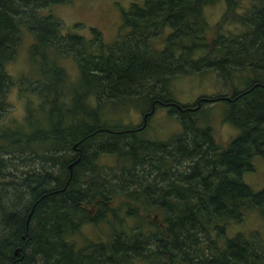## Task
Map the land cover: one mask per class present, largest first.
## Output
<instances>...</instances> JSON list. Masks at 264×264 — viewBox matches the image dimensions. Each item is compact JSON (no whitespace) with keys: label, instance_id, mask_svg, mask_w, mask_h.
<instances>
[{"label":"trees","instance_id":"16d2710c","mask_svg":"<svg viewBox=\"0 0 264 264\" xmlns=\"http://www.w3.org/2000/svg\"><path fill=\"white\" fill-rule=\"evenodd\" d=\"M67 1L0 0V111L10 83L4 65L14 56L19 23L33 34L30 59L43 62L48 79L29 80L44 111L34 128L0 127V264H135L137 258L262 264L264 245L240 232L225 236V227L246 210L264 213V189L253 191L241 180L251 157L264 155V0L243 13L236 10L241 0H223L221 21L238 22L240 31L225 33L218 24L209 40L202 8L212 0L132 1L120 14L125 30L109 42L95 26L89 37L62 32L54 13L40 12ZM160 34L162 45L153 46ZM66 56L78 77L63 103L67 77L57 61ZM203 69L216 71L229 90L176 102L167 91L170 78ZM236 71L241 74L233 78ZM216 98L225 120L238 128L224 147L196 122L201 106ZM160 105L181 128L166 139L147 138L143 128ZM121 106L148 112L144 126L132 129L101 114ZM101 154L114 155L115 163L98 162ZM76 156L68 177L67 163ZM107 214L115 220L107 221L105 238L73 239L83 223L96 225Z\"/></svg>","mask_w":264,"mask_h":264},{"label":"rangeland","instance_id":"374dc122","mask_svg":"<svg viewBox=\"0 0 264 264\" xmlns=\"http://www.w3.org/2000/svg\"><path fill=\"white\" fill-rule=\"evenodd\" d=\"M132 1L142 2V0H69L43 7L40 9V12L49 9L54 13L61 21L62 32H75L84 35L86 32H89V26H95L100 31L102 40L109 42L117 36L118 31L125 30L119 27L120 14L121 11L129 7ZM256 2V0L253 2L241 0L237 4L236 10L241 13L246 12L248 6ZM224 8L225 4L223 0H212L203 5L202 13L207 23V28L204 31L206 40H209L214 35L213 31L218 24L222 25V31L225 33L228 31H240L241 25L238 22L221 21ZM75 23H79V25H75ZM18 30L19 39L15 46L14 56L4 65L10 83L5 92V108L0 111V127L9 129V127L12 128L18 124L23 125L24 129L29 130L34 128V120L44 113L43 110L37 108L40 98L36 89L32 88V83L30 84L29 80L37 81L41 84L48 81V79H43L40 72L44 65L43 62L39 60L31 61L30 59L29 47L33 41V34L24 23L18 24ZM162 37L161 35L157 41L153 39L152 45L161 46ZM57 64L63 67L67 77L66 84L61 91L60 101L68 103L69 94L72 91V89L69 90V87L76 81L78 69L76 62L69 56L59 58ZM240 74L241 72L236 71L233 74V78L239 77ZM231 80L239 87L242 86L239 83V79ZM229 87L230 84L227 81L222 82L217 77L216 71L203 69L172 76L168 82L167 91L169 90L174 100L178 103H193L199 95L212 96L228 91ZM27 106H31L34 110L28 112ZM224 110L222 99L216 98L203 104L200 111L196 113V122L210 127L212 137L220 147H224L238 132L236 126L225 120ZM141 112L138 107L135 109L131 106L125 109L121 106L109 107L106 111H102L101 114L110 122H124L137 126L141 122ZM180 128L179 119L175 115H169L166 109L160 105L159 107L156 106L148 117L146 125L143 128V135L150 139H166L171 134L177 133ZM97 161L113 165L115 163V156L101 154L98 156ZM250 162L252 168L244 170L241 173V180L253 191L264 189V155H254L251 157ZM117 202L118 200H115L113 205L116 206ZM117 207L116 212L118 216H122L123 211L119 206ZM113 218L112 214H107L106 219L100 221L98 224L96 223V225L83 223L84 225L82 224L81 230L74 234L73 239L78 244H81L86 238H105L110 230L107 221L112 223L115 220ZM125 223L129 224L131 220L129 219L128 223ZM124 229H126L125 225ZM236 232H240L248 239L254 238L264 245V213L262 215L255 208L246 210L239 221H231L225 227V236H231ZM135 264H148V262L137 258L135 259ZM262 264H264V261Z\"/></svg>","mask_w":264,"mask_h":264},{"label":"water","instance_id":"95a60500","mask_svg":"<svg viewBox=\"0 0 264 264\" xmlns=\"http://www.w3.org/2000/svg\"><path fill=\"white\" fill-rule=\"evenodd\" d=\"M147 113H148V112H147ZM147 113H146V112L143 113V121H142V123L140 124V126H138L139 129L142 128V127L144 126V124H145L144 116H145ZM76 144H77V141H76V142H73V143L71 144V148L76 149ZM78 158H79V156H76L75 159H73V160H71V161H69V162L67 163L68 177H69L70 172H71V166H72V164L75 163V162L78 160ZM31 209H32V207H31ZM31 209H30V211H29V212L27 213V215H26V221H27V219H28V217H29V215H30ZM18 249H19V246L15 247L14 250H13V253L16 254V251H17Z\"/></svg>","mask_w":264,"mask_h":264},{"label":"flooded vegetation","instance_id":"af4514ba","mask_svg":"<svg viewBox=\"0 0 264 264\" xmlns=\"http://www.w3.org/2000/svg\"><path fill=\"white\" fill-rule=\"evenodd\" d=\"M78 34H79V33H78ZM79 35H81V36H83V37H84V36H89V35H90V33H89V32H86L84 35H82V34H79ZM143 113H144V112H143ZM143 113H142V115H141V123H142V121H143ZM145 116H146V117H145ZM145 116H144V117H145V119H146V118L148 117V115L146 114ZM141 123H140V124H141ZM140 124H139V125H137V126H135V127H134V128H132V129H139V128H138V126H140ZM132 129H131V130H132Z\"/></svg>","mask_w":264,"mask_h":264}]
</instances>
